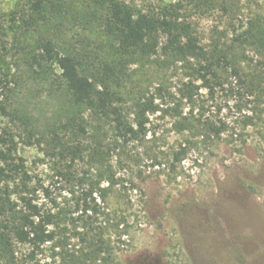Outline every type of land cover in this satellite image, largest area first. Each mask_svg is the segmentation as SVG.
Listing matches in <instances>:
<instances>
[{"label":"rangeland","instance_id":"obj_1","mask_svg":"<svg viewBox=\"0 0 264 264\" xmlns=\"http://www.w3.org/2000/svg\"><path fill=\"white\" fill-rule=\"evenodd\" d=\"M73 1L87 4L109 0ZM119 1L137 11L156 14L164 6L180 5L182 17L192 24L206 49L216 45L227 49L252 15L245 2L239 12L226 14L220 9L195 7L191 0ZM21 6V0H0V80L7 76L14 87L12 81L18 76L20 84L13 100L18 111L32 121L26 126L3 113L1 108L12 97L7 99L10 93L0 84V145L23 162L29 176L26 191L32 193L35 203L45 209L57 203L78 217L75 197L69 194L73 187L63 176L70 161H62L54 154L47 143L40 141L38 132L46 123L64 121L66 105L63 99L51 96L50 85L30 81L24 73L39 33H25L12 22V13ZM60 30L52 29L49 36L68 49L83 46L79 41L84 38L94 44L102 39L72 17L65 19ZM163 57L159 53L153 60ZM247 57L243 63L245 72L257 70L264 75L260 64L264 55L247 49ZM129 74L127 85L136 94L128 96V100L144 95L155 97L161 111L148 115L147 134L127 146L129 156L115 153L110 158V165L124 185L118 188L124 192L112 198L109 206L124 214L128 222L124 230L121 228V240L116 230L109 232L118 263L264 264V91L253 96L233 78L212 94L202 88L198 74L188 64L169 66L140 61L130 66ZM191 82L193 97L183 98L180 90ZM158 87L168 91L165 98L158 94ZM179 112L183 117L224 122L228 129L213 140H192L188 133L180 134L174 128ZM188 139L193 141L191 146H186ZM181 145L187 147V153L177 161ZM95 169L84 159L76 163L73 172L81 177L95 173ZM75 196L80 197L81 192ZM14 198L18 199V194ZM64 233L70 249H80L81 243L72 239L77 237L74 227L67 226ZM27 252L26 247H19L23 263L37 264ZM51 255V246L45 247L37 261L51 264Z\"/></svg>","mask_w":264,"mask_h":264},{"label":"trees","instance_id":"obj_2","mask_svg":"<svg viewBox=\"0 0 264 264\" xmlns=\"http://www.w3.org/2000/svg\"><path fill=\"white\" fill-rule=\"evenodd\" d=\"M21 1V8L12 13V22L25 33H39L24 73L30 81L50 85L51 96L63 99L67 112L61 123H46L40 128V141L47 143L62 161H70L63 176L73 187L69 194L75 197L76 212L80 214L74 216L57 203L50 209L35 203L32 193L26 191L29 176L23 162L0 145V264H25L19 247H26L29 259L40 264L37 258L48 246L51 264H120L109 232L116 230L121 240L120 232L128 222L124 214L109 206L112 198L124 192L119 189L124 185L110 165V158L115 153L128 155L127 146L146 136L148 115L161 111L155 97L144 95L128 100V96L136 94L127 85L130 66L140 61L169 66L188 64L198 74L202 88L212 94L233 78L251 95L260 94L264 91V75L257 70L245 72L243 63L248 59L247 49L264 55V0H191L195 7L220 9L226 14L237 13L243 2L248 3L251 18L227 49L219 45L203 47L178 4L164 6L156 14L137 11L119 0L87 4L73 0ZM254 5L258 9H253ZM71 17L101 37V42L94 44L84 38L79 41L83 46L68 49L49 36L52 29L60 30L65 19ZM159 53L163 59L153 60ZM260 64L264 66V60ZM17 77L12 81L14 87L7 76L0 80L2 89L10 93L7 99L12 97L1 109L13 120L30 126V116L19 112L13 100L20 84ZM192 87V82L184 85L180 90L183 98L193 97ZM156 90L163 97L168 92L163 87ZM177 117L174 128L180 134L188 133L192 140H213L228 129L224 122L183 117L180 112ZM192 140H186V146H191ZM186 148L181 145L177 161L187 153ZM84 159L94 164L95 173L78 177L73 168ZM77 192H81L80 197L75 196ZM71 225L77 235L72 239L81 243L80 249H70L64 231Z\"/></svg>","mask_w":264,"mask_h":264}]
</instances>
